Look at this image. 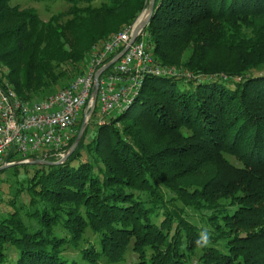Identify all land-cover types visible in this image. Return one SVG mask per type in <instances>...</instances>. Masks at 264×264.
I'll return each mask as SVG.
<instances>
[{"label": "trees", "instance_id": "1", "mask_svg": "<svg viewBox=\"0 0 264 264\" xmlns=\"http://www.w3.org/2000/svg\"><path fill=\"white\" fill-rule=\"evenodd\" d=\"M30 1L68 8L44 21L0 0V86L23 101L68 87L150 3ZM144 32L179 74L147 76L104 124L96 107L65 163L0 172V264H120L129 249L135 264H264V0H156Z\"/></svg>", "mask_w": 264, "mask_h": 264}, {"label": "built area", "instance_id": "2", "mask_svg": "<svg viewBox=\"0 0 264 264\" xmlns=\"http://www.w3.org/2000/svg\"><path fill=\"white\" fill-rule=\"evenodd\" d=\"M136 23L101 46L91 49L84 72L68 87L47 97L23 101L11 86H0V166L10 164V153H18L23 163L39 154L60 160L77 134L78 116L88 123L92 111V91L99 69L129 46ZM175 68L157 64L147 34L142 31L126 53L99 77L97 105L100 124L105 116L122 113L138 97L147 76H176ZM95 107V108H96Z\"/></svg>", "mask_w": 264, "mask_h": 264}, {"label": "water", "instance_id": "3", "mask_svg": "<svg viewBox=\"0 0 264 264\" xmlns=\"http://www.w3.org/2000/svg\"><path fill=\"white\" fill-rule=\"evenodd\" d=\"M155 4H156V0H150V3H149L147 10L143 13L141 18L138 19V21L136 23L135 31L133 33V36H132L131 41L129 43V46L132 45L138 39L139 34L147 28L148 24L150 23V21L153 17V14L155 12ZM129 46L124 48L111 62H109L108 64H106L105 66H103L101 69L98 70V72L95 76V85H94L93 91H92V111L95 109L96 103H97L99 77L101 76V74L103 72L108 70L114 63H116L126 53ZM87 124H88V122L84 119L82 122V125L79 129V132L76 136L74 143L69 148V150L66 151L64 156L60 160H58L57 162H49V161H44V160H39V159H30V161L27 163L18 162V163H10L7 165L0 166V172L4 171L7 168H10L12 166L19 165V164L60 165V164L65 163L79 148L82 137H83L84 132L87 128Z\"/></svg>", "mask_w": 264, "mask_h": 264}, {"label": "rangeland", "instance_id": "4", "mask_svg": "<svg viewBox=\"0 0 264 264\" xmlns=\"http://www.w3.org/2000/svg\"><path fill=\"white\" fill-rule=\"evenodd\" d=\"M12 5L13 6H17L18 5L21 8H31V7L35 8V9L38 10L41 18L44 21L49 20L50 17L52 15H54V14H58V13L66 11L67 8H68V5L66 3H64V2H58V3H55V4H45V3L36 4V3L31 2L30 0H12ZM141 16H140V18H141ZM95 46H99V45H95ZM95 46H93V47H95ZM98 107H99V105H97V109H98ZM83 117H84L83 113H81L78 116V123L83 121ZM98 119H99V116H98ZM88 125H89V123L87 124V127H88ZM189 212L191 213V215L192 214L195 215V216L193 215V217H194V219L196 221H199L200 216L198 214L192 213V211H189ZM201 225H203V224L201 223ZM97 238L99 239V237L94 235L91 231H89L86 234V239L88 240V242H90L91 244H95V246H98V244H97V240L98 239ZM66 254H68V256H70L72 259L79 260V258H80L79 252L77 250H74L71 247H69L66 250ZM125 258H126V260L124 262L120 263V264H135L138 261V256L132 251V249L128 250V252L126 253ZM101 263L102 264H108L105 261V259H101Z\"/></svg>", "mask_w": 264, "mask_h": 264}]
</instances>
